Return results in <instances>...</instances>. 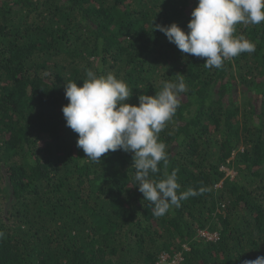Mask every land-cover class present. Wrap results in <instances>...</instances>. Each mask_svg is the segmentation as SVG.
<instances>
[{"label":"trees","instance_id":"1","mask_svg":"<svg viewBox=\"0 0 264 264\" xmlns=\"http://www.w3.org/2000/svg\"><path fill=\"white\" fill-rule=\"evenodd\" d=\"M198 0H0V264H245L264 256V22L237 24L255 51L205 68L156 24L187 32ZM92 70L155 96L183 75L159 133L180 192L160 217L134 181L132 153L96 163L62 107ZM236 174L227 176L223 168ZM204 191L201 193L200 190ZM201 231L217 233L209 241Z\"/></svg>","mask_w":264,"mask_h":264},{"label":"clouds","instance_id":"2","mask_svg":"<svg viewBox=\"0 0 264 264\" xmlns=\"http://www.w3.org/2000/svg\"><path fill=\"white\" fill-rule=\"evenodd\" d=\"M262 22L264 0H198L191 12L187 32L176 23L156 24L153 29L163 33L181 53L206 58L205 68L219 69L225 60L255 51V44L245 36H234L235 26ZM86 76L80 87L75 82L66 83L65 98L69 103L62 107V113L66 126L78 134L76 146L83 150L87 159L98 163L110 151L132 153L136 187L144 200L150 202L156 217L165 215L172 206L179 207L180 201L197 195L191 188L179 191L178 169L165 173L161 180L150 179V174L160 171L161 161L165 169L168 167L166 145L159 140V133L175 115L179 94L187 90L183 75H178V82L165 81L155 96H139L138 106L126 103L132 90L113 74L97 76L88 70ZM223 170L227 176H235L232 170L225 167ZM213 234L217 238L209 241L218 240L217 233ZM4 236L0 231V239ZM245 264H264V256L245 261Z\"/></svg>","mask_w":264,"mask_h":264},{"label":"built area","instance_id":"3","mask_svg":"<svg viewBox=\"0 0 264 264\" xmlns=\"http://www.w3.org/2000/svg\"><path fill=\"white\" fill-rule=\"evenodd\" d=\"M200 234L201 236L206 237L208 240H215L217 238L216 235L210 234L208 232H201ZM181 260L180 254L174 256L173 258L168 254H162L159 259V264H180Z\"/></svg>","mask_w":264,"mask_h":264},{"label":"rangeland","instance_id":"4","mask_svg":"<svg viewBox=\"0 0 264 264\" xmlns=\"http://www.w3.org/2000/svg\"><path fill=\"white\" fill-rule=\"evenodd\" d=\"M234 172V171H233ZM233 172L231 173L232 175H233ZM234 174H236L235 172H234Z\"/></svg>","mask_w":264,"mask_h":264}]
</instances>
